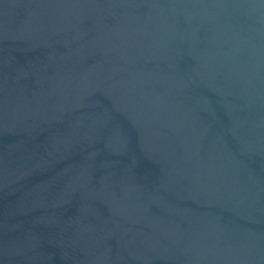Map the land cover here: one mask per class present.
I'll return each mask as SVG.
<instances>
[{"label": "water", "instance_id": "95a60500", "mask_svg": "<svg viewBox=\"0 0 264 264\" xmlns=\"http://www.w3.org/2000/svg\"><path fill=\"white\" fill-rule=\"evenodd\" d=\"M0 264H264V0H0Z\"/></svg>", "mask_w": 264, "mask_h": 264}]
</instances>
